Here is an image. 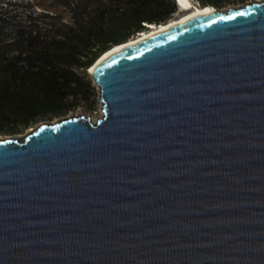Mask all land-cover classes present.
Listing matches in <instances>:
<instances>
[{
  "label": "water",
  "instance_id": "obj_1",
  "mask_svg": "<svg viewBox=\"0 0 264 264\" xmlns=\"http://www.w3.org/2000/svg\"><path fill=\"white\" fill-rule=\"evenodd\" d=\"M91 76L98 118L0 138V264H264V0Z\"/></svg>",
  "mask_w": 264,
  "mask_h": 264
},
{
  "label": "trees",
  "instance_id": "obj_2",
  "mask_svg": "<svg viewBox=\"0 0 264 264\" xmlns=\"http://www.w3.org/2000/svg\"><path fill=\"white\" fill-rule=\"evenodd\" d=\"M176 11L175 0L0 2V133L73 107L64 104L79 93L81 71L145 23L166 22Z\"/></svg>",
  "mask_w": 264,
  "mask_h": 264
},
{
  "label": "rangeland",
  "instance_id": "obj_3",
  "mask_svg": "<svg viewBox=\"0 0 264 264\" xmlns=\"http://www.w3.org/2000/svg\"><path fill=\"white\" fill-rule=\"evenodd\" d=\"M5 1V0H0V2ZM28 1L32 4H43L46 5L50 0H24ZM249 0H222L220 1L221 3L218 5H213L216 8L219 9H226L228 6H240ZM193 2L197 5H201L198 3V0H193ZM58 10H61L59 7ZM188 11H182L179 8H177V11L174 12L171 18H176L180 17L184 14H186ZM138 34V33H137ZM136 34V35H137ZM79 93L75 96H69L67 99V102L64 104V106H69L71 103L74 104L73 107L67 108L65 111L61 113H57L55 115H52L50 118L47 119V117L40 115L36 121H33L32 123L28 124L25 127H18L19 128L15 132H1L0 133V138H4L7 136H23L27 132H29L32 128L35 126L39 125L42 122L46 121H57L61 118H66V117H72V116H85L92 118L93 116L99 115V111H101V103L99 102V90L97 85L94 83L92 76L89 72V68L85 69L84 71H81L79 74ZM101 115V113H100Z\"/></svg>",
  "mask_w": 264,
  "mask_h": 264
},
{
  "label": "bare ground",
  "instance_id": "obj_4",
  "mask_svg": "<svg viewBox=\"0 0 264 264\" xmlns=\"http://www.w3.org/2000/svg\"><path fill=\"white\" fill-rule=\"evenodd\" d=\"M177 6L180 10L182 11H188L186 14L180 16V17H176V18H170L169 20H167L166 22H161L158 24H149L148 28L145 30H142L140 32H138L137 35L129 38L128 40L121 42V43H117L112 45L111 47H109L108 49H106L89 67V72L90 74L109 56L124 50L125 48H127L128 46L134 44L135 42L159 31V30H163L165 28H168L174 24H177L179 22H182L184 20H187L189 18H192L193 16H196L197 14H201L202 12L208 11L213 9V5L211 4H203V5H197L193 2V0H177ZM234 7H238V6H234ZM228 8V7H227ZM226 8V9H227ZM224 10V9H221ZM101 103V102H100ZM101 111H99V115L97 116H93L92 118H90L91 120H95L96 118H98L100 116ZM59 121V120H57ZM56 122V121H53ZM32 130V129H31ZM30 130V131H31ZM29 131V132H30ZM9 137V136H7ZM5 138V137H4Z\"/></svg>",
  "mask_w": 264,
  "mask_h": 264
},
{
  "label": "snow or ice",
  "instance_id": "obj_5",
  "mask_svg": "<svg viewBox=\"0 0 264 264\" xmlns=\"http://www.w3.org/2000/svg\"><path fill=\"white\" fill-rule=\"evenodd\" d=\"M239 14V13H238Z\"/></svg>",
  "mask_w": 264,
  "mask_h": 264
}]
</instances>
